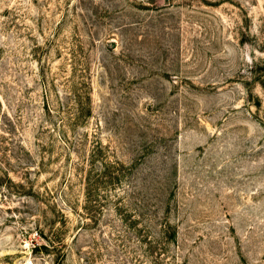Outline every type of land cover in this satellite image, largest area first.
I'll use <instances>...</instances> for the list:
<instances>
[{
  "label": "rangeland",
  "instance_id": "374dc122",
  "mask_svg": "<svg viewBox=\"0 0 264 264\" xmlns=\"http://www.w3.org/2000/svg\"><path fill=\"white\" fill-rule=\"evenodd\" d=\"M0 264H264V0H0Z\"/></svg>",
  "mask_w": 264,
  "mask_h": 264
}]
</instances>
